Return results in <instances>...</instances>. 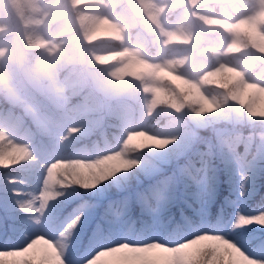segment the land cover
Wrapping results in <instances>:
<instances>
[{
    "label": "clouds",
    "instance_id": "1",
    "mask_svg": "<svg viewBox=\"0 0 264 264\" xmlns=\"http://www.w3.org/2000/svg\"><path fill=\"white\" fill-rule=\"evenodd\" d=\"M217 159L233 166L240 197L264 169V0H0V169L39 181L0 264H32L15 253L37 246L40 264H111L153 248L194 252L179 264H264V241L238 238L264 229V206L207 220ZM133 183L141 229L126 196L106 218L120 238L74 262L85 211L49 232L52 204L74 186ZM178 203L193 215L181 207L177 219Z\"/></svg>",
    "mask_w": 264,
    "mask_h": 264
},
{
    "label": "trees",
    "instance_id": "2",
    "mask_svg": "<svg viewBox=\"0 0 264 264\" xmlns=\"http://www.w3.org/2000/svg\"><path fill=\"white\" fill-rule=\"evenodd\" d=\"M214 187L215 192L206 206L207 220L210 223L231 222L235 216V207L238 206V211L249 214L250 211L259 210L264 206V169H253L250 172L249 180L247 182V195L245 197L239 196L240 180L239 176L235 174L233 166L229 163H221L219 159L215 162ZM171 171V169H169ZM24 180L25 183L8 184L7 181L12 178ZM35 172H22L17 170L0 169V244H9L14 240L19 233L15 228H11L12 221L4 220L5 205L7 199H20L21 197H14L13 188L28 193L35 181ZM148 182L145 181L140 188H143ZM7 185V187H6ZM139 189L133 183L132 187L125 191H119L115 187H100L96 190L85 191L74 186V189L65 191L63 197H59L50 208L53 215L62 214L67 215L71 210L83 208L86 212L91 213V218L85 219L81 229L76 233L72 239L71 251L83 250L95 244L89 237V232L94 225H100L108 233L105 237L113 235L111 228L106 222V218L111 215H120L121 210L125 205L123 204L126 196H131L130 201L127 202V215L132 220L136 221L135 227L139 231L141 229L142 219L140 208L136 202L135 193ZM184 207L182 204H177L171 212L179 219V208ZM67 208L68 212H64ZM185 212L192 216V212L184 207ZM18 211V210H17ZM2 215V216H1ZM111 229V230H110ZM114 231V229H113ZM238 238L246 243L248 247H253L264 241V229L258 226H250L247 230L238 234ZM42 254L36 248L31 250L24 258H29L32 264H40ZM12 259V258H9ZM16 259H19L17 257Z\"/></svg>",
    "mask_w": 264,
    "mask_h": 264
},
{
    "label": "snow or ice",
    "instance_id": "3",
    "mask_svg": "<svg viewBox=\"0 0 264 264\" xmlns=\"http://www.w3.org/2000/svg\"><path fill=\"white\" fill-rule=\"evenodd\" d=\"M7 183H15L12 179H9ZM13 192L14 197H21L20 199H15L14 203H7L5 205V216L4 220H11L12 227L16 230H23L28 227L26 224V217L21 214L18 210V206L23 197L27 195V193H23L15 188L11 190ZM18 210V211H17ZM64 212H68V209L65 208ZM76 215H80L79 212H69L67 215L57 214L53 215L51 213V217L47 226V230L49 232L53 231L54 228L65 218L71 216L72 219H75ZM85 218L82 216L80 223L77 225L76 233L81 229ZM100 246H109V245H100L99 243H95L94 250ZM4 247H12L11 245H5ZM33 250V249H32ZM29 253V252H28ZM28 253H15L16 257H25ZM194 252H186L181 254H172L170 252L165 251L164 249H145L143 251L133 252L129 250L118 251L111 257V264H170L171 261H176V264H179V261L187 258L189 255H193ZM46 255L44 253L43 257ZM42 257V258H43ZM18 261H31L29 258L17 259ZM32 262V261H31Z\"/></svg>",
    "mask_w": 264,
    "mask_h": 264
},
{
    "label": "rangeland",
    "instance_id": "4",
    "mask_svg": "<svg viewBox=\"0 0 264 264\" xmlns=\"http://www.w3.org/2000/svg\"><path fill=\"white\" fill-rule=\"evenodd\" d=\"M38 190H39V181H38L37 177H35L34 184H33L32 188L30 189L29 192H31V191H38ZM6 201H7V203H14V201H13L12 199H7ZM78 209L85 211V210H84L83 208H81V207L78 208ZM75 210H76V209L71 210L70 212H73V211H75ZM235 210H236V212L238 211V206L235 207ZM256 211H258V210L250 211L249 214H254ZM1 216H2V215H1ZM91 216H92L91 213L85 211V217H86L85 219H89V218H91ZM98 226H99V228H98ZM11 228H13V227H12V224H11ZM102 229H103L102 226H100V225H95V226L92 228V230H91V232H90V235H94V234H95V236H96L97 233H102V232H103ZM116 230H119L118 235L115 236V237H113V238H111V240H118V239L120 238V236H121V230L119 229L118 226L116 227ZM18 235H19V233H18ZM93 237H94V236H93ZM100 238H101V236H100ZM100 238H99V239H100ZM14 241H15V240H14ZM241 242L244 243L243 241H241ZM244 244H245L246 246H248L246 243H244ZM2 247H3V246H2ZM2 247L0 246V248H2ZM36 249L38 250V252H40V253L42 254V256L44 255L45 250H44L42 247L37 246ZM93 250H94V247H90V248L84 249L83 251L81 250V251H77V252H73V251H71V249H70V257H71V259L75 262V261L78 260L80 257L89 254V253H90L91 251H93ZM19 259H23V257H19Z\"/></svg>",
    "mask_w": 264,
    "mask_h": 264
}]
</instances>
